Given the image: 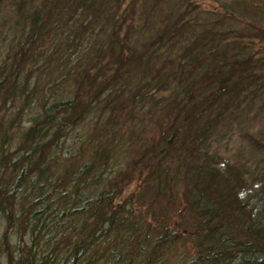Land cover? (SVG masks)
I'll return each instance as SVG.
<instances>
[{"label":"trees","instance_id":"1","mask_svg":"<svg viewBox=\"0 0 264 264\" xmlns=\"http://www.w3.org/2000/svg\"><path fill=\"white\" fill-rule=\"evenodd\" d=\"M261 24L254 0H0V264H264V161L227 156L264 121Z\"/></svg>","mask_w":264,"mask_h":264},{"label":"rangeland","instance_id":"2","mask_svg":"<svg viewBox=\"0 0 264 264\" xmlns=\"http://www.w3.org/2000/svg\"><path fill=\"white\" fill-rule=\"evenodd\" d=\"M193 4L202 6L205 10H211L214 12H220L222 10H232L234 8V4L236 0H186ZM259 6V8L264 12V0H254V3ZM264 25V24H261ZM258 44L264 45V42L258 41ZM251 139L254 141H248L246 136L244 138L239 137V143L229 146V152L227 156L229 157L231 162H239L244 165L246 168H250V170H254L257 172L256 166L254 165L256 160L260 159L264 161V121H257L253 129L250 131ZM146 203L151 205L150 198L146 199ZM162 204V207H165L163 210V214L168 218H172L171 225L175 226L179 224V226L183 227V231L186 232L190 229L191 225L196 219L195 216L188 214L185 212L183 218L178 216V208L180 207V203L172 202L171 204L167 202V199H161L157 201L156 205H153V209L156 210L159 205Z\"/></svg>","mask_w":264,"mask_h":264}]
</instances>
